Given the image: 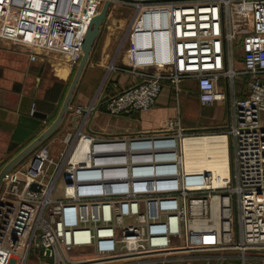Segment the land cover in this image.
<instances>
[{"label": "built area", "instance_id": "built-area-1", "mask_svg": "<svg viewBox=\"0 0 264 264\" xmlns=\"http://www.w3.org/2000/svg\"><path fill=\"white\" fill-rule=\"evenodd\" d=\"M104 2L0 0V39L77 67ZM114 3L133 8L135 16L124 41L128 65L113 64L109 72L131 74L136 82L107 98L100 88L76 114L85 123L99 107L112 116L148 111L167 83L178 97L183 81L193 80L202 105L229 103L230 176L213 188L212 173L186 175V136L179 131L101 138L85 134L82 123L49 139L6 176L0 264H180L187 256L250 264L251 256L264 255V0ZM240 37L242 72L234 69ZM242 75L250 79L247 95L239 97Z\"/></svg>", "mask_w": 264, "mask_h": 264}, {"label": "crops", "instance_id": "crops-1", "mask_svg": "<svg viewBox=\"0 0 264 264\" xmlns=\"http://www.w3.org/2000/svg\"><path fill=\"white\" fill-rule=\"evenodd\" d=\"M123 11L116 10L117 14L114 9L110 11L76 90L71 111L51 138L74 133L76 127L82 123L85 134H94L101 138L157 137L176 134L178 131L187 136L203 128H220L218 125L223 123L204 120L203 108L209 109L208 116L211 117L212 112L221 107L219 105H225L230 117L228 101L202 105L196 83L189 79L183 81L178 97L171 84L167 83L155 107L148 111L112 116L103 107H99L91 112L85 123V115L76 114L78 107L86 110L92 104L100 88L101 96L107 98L136 82L135 76L131 74L109 72V64L114 61L116 67L126 68L128 65L127 42L123 44L126 52H119L117 55L115 53L116 31L124 24L119 18L120 15L124 16ZM238 39L234 43V69L242 72L244 45L242 37ZM239 50L243 53L240 59L237 56ZM32 55L36 56L35 60H32ZM75 72L76 67H72L67 59L58 54L0 39V170L56 119ZM262 79L264 80V75ZM222 87L227 90L225 81ZM247 93V86L241 92L237 91L239 97H244ZM217 113L213 117H218ZM38 114L45 115L46 118ZM262 120L264 123V114ZM251 257L256 264H264V255ZM182 263L235 264V260L187 256Z\"/></svg>", "mask_w": 264, "mask_h": 264}, {"label": "water", "instance_id": "water-1", "mask_svg": "<svg viewBox=\"0 0 264 264\" xmlns=\"http://www.w3.org/2000/svg\"><path fill=\"white\" fill-rule=\"evenodd\" d=\"M114 1L115 0H105L99 13L90 22V25L86 31V34L82 42V58L76 67L75 75L73 77L71 85L68 89V92L66 94V97L63 101V104L56 119L42 134H40L35 140H33L30 144H28L25 148H23L16 156H14L1 168L0 191L6 176L11 171H13L18 165H20L23 161L29 158L40 146L45 144L62 126L65 118L67 117L68 113L71 111V104L75 96L76 90L83 76V73L89 63L93 49L96 45L100 32L103 28V25L110 13V10L114 4ZM38 115L42 118H46L45 115L42 114H38ZM231 155H232V149H231ZM188 180L190 181L191 178H188ZM33 189H35V186H33Z\"/></svg>", "mask_w": 264, "mask_h": 264}, {"label": "bare ground", "instance_id": "bare-ground-1", "mask_svg": "<svg viewBox=\"0 0 264 264\" xmlns=\"http://www.w3.org/2000/svg\"><path fill=\"white\" fill-rule=\"evenodd\" d=\"M184 140L182 142V153L183 168L186 175L212 173L214 177L213 188L229 178L230 155L227 138L200 136L185 137Z\"/></svg>", "mask_w": 264, "mask_h": 264}, {"label": "rangeland", "instance_id": "rangeland-1", "mask_svg": "<svg viewBox=\"0 0 264 264\" xmlns=\"http://www.w3.org/2000/svg\"><path fill=\"white\" fill-rule=\"evenodd\" d=\"M114 6V7H113ZM112 6V9L110 11H112L113 9L115 10V14L116 13V10H119V11H123L122 13L124 14V16H119V18L121 20H123V25L118 28V30L116 31V36H115V40H116V46H115V49H116V55L119 53V52H126V48L123 47V44H124V41H125V35H126V32L127 30L129 29L133 19H134V16H135V11L133 8H130V7H126V6H122L120 4H114ZM111 13V12H110ZM119 25V24H118ZM237 51V48L235 50V52ZM242 51L239 50L238 52V58H242ZM115 62V61H114ZM113 62V63H114ZM112 63V64H113ZM112 64H109V67L112 66ZM117 66V65H115ZM249 82V78L245 77V76H240L236 79V89L237 91H242L243 89H246V86ZM216 104H220V103H216ZM221 106L219 109L216 110V112H212V116L209 117V109H207V107H204V120H216V122L218 123H223L221 125H218L220 128H203L202 130H198V131H195L194 133L190 134V135H187L186 137H200V136H219V135H225L226 134V124L228 123V108L225 106V105H219ZM218 112V113H217ZM218 114V117L214 116L213 117V114ZM200 121L202 122L203 120L200 119ZM61 147L60 144H56V150H58L59 148ZM229 153H230V157H231V147H230V144H229ZM63 188V185H62V182L59 183V186H58V189H57V192H56V195H59L61 193V190ZM248 258H250L248 256ZM34 259L33 256L30 257V260ZM253 259V258H251ZM253 264H256V261L252 260ZM180 264H183L182 262ZM235 264H242V261L240 259H236L235 260ZM257 264H261V263H257Z\"/></svg>", "mask_w": 264, "mask_h": 264}]
</instances>
